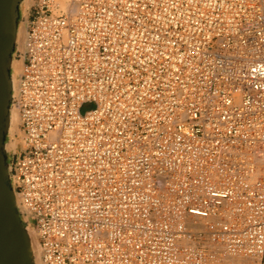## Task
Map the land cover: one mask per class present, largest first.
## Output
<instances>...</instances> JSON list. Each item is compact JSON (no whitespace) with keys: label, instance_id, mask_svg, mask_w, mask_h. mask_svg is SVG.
Returning a JSON list of instances; mask_svg holds the SVG:
<instances>
[{"label":"built area","instance_id":"built-area-1","mask_svg":"<svg viewBox=\"0 0 264 264\" xmlns=\"http://www.w3.org/2000/svg\"><path fill=\"white\" fill-rule=\"evenodd\" d=\"M17 58L36 264H264V0H28Z\"/></svg>","mask_w":264,"mask_h":264},{"label":"water","instance_id":"water-1","mask_svg":"<svg viewBox=\"0 0 264 264\" xmlns=\"http://www.w3.org/2000/svg\"><path fill=\"white\" fill-rule=\"evenodd\" d=\"M28 0H0V264H36L34 233L16 196L12 163L19 147V121L12 129L13 97L19 70Z\"/></svg>","mask_w":264,"mask_h":264},{"label":"bare ground","instance_id":"bare-ground-1","mask_svg":"<svg viewBox=\"0 0 264 264\" xmlns=\"http://www.w3.org/2000/svg\"><path fill=\"white\" fill-rule=\"evenodd\" d=\"M17 117H16V114L14 113V112H12V115H11V125H12V129L13 130H16V127H17ZM32 239H33V241L34 242H36L35 241V236H32Z\"/></svg>","mask_w":264,"mask_h":264},{"label":"rangeland","instance_id":"rangeland-1","mask_svg":"<svg viewBox=\"0 0 264 264\" xmlns=\"http://www.w3.org/2000/svg\"><path fill=\"white\" fill-rule=\"evenodd\" d=\"M94 106L93 102H86L82 105L81 111L89 110Z\"/></svg>","mask_w":264,"mask_h":264}]
</instances>
